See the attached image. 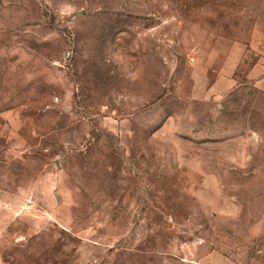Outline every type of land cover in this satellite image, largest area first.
Masks as SVG:
<instances>
[{
	"label": "rangeland",
	"instance_id": "1",
	"mask_svg": "<svg viewBox=\"0 0 264 264\" xmlns=\"http://www.w3.org/2000/svg\"><path fill=\"white\" fill-rule=\"evenodd\" d=\"M0 264H264V0H0Z\"/></svg>",
	"mask_w": 264,
	"mask_h": 264
}]
</instances>
